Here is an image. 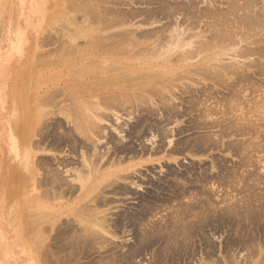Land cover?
Returning <instances> with one entry per match:
<instances>
[{"label": "bare ground", "instance_id": "obj_1", "mask_svg": "<svg viewBox=\"0 0 264 264\" xmlns=\"http://www.w3.org/2000/svg\"><path fill=\"white\" fill-rule=\"evenodd\" d=\"M258 1L0 0V27L8 8L14 24L26 13L28 25L0 53V264L61 254V264L91 254L85 264H137L154 246L149 264H193L197 255V264H264V177L255 172L264 95L241 94L258 89L244 70L264 76V43L252 39L264 29ZM217 2L229 12L218 15ZM203 20L211 22L200 32ZM220 89L227 95L218 98ZM46 149L62 160L40 156ZM184 152L209 163L134 178V167L176 163ZM114 199L137 207L113 218ZM60 216L69 221L55 227ZM124 227L135 242L125 252L113 245L104 262L106 237ZM223 227L216 250L205 230Z\"/></svg>", "mask_w": 264, "mask_h": 264}, {"label": "rangeland", "instance_id": "obj_2", "mask_svg": "<svg viewBox=\"0 0 264 264\" xmlns=\"http://www.w3.org/2000/svg\"><path fill=\"white\" fill-rule=\"evenodd\" d=\"M217 4L219 5V8L217 9V14L219 15L220 13L222 14V12H224V13H226V12H229V11H227L228 9H226V7H225V5H221V4H219V2H217ZM256 7L258 8V9H262V4H261V0H259L258 1V3L256 4ZM122 9H124L125 11L127 10V9H131V10H134V9H136V7L134 6L133 8H130V6H125V7H123ZM255 10V9H254ZM256 11V10H255ZM240 13V12H239ZM238 13V14H239ZM237 14V15H238ZM263 14H264V12H263ZM233 16V15H232ZM232 16H229L228 17V21H230V20H233V17ZM235 18V17H234ZM18 20H19V22L21 23L22 22V26H20V24H14L13 22H12V14H11V10L8 8V10H7V12H6V14L4 15V23H3V25L0 27V53H1V50L2 49H4L6 46H7V38L8 37H10V36H13L14 35V32L16 31V30H20L21 28H24V27H26V26H28V25H24V22H25V20L27 19V16H26V13L25 14H23V15H21L20 17H18L17 18ZM209 21L210 20H203L202 21V25H200V32H203V31H205L204 30V28H205V24L206 23H209ZM211 22V21H210ZM14 25H18V27H17V29L15 28L14 29ZM20 26V27H19ZM202 27H203V29H202ZM121 28V26H116L115 28L114 27H112V26H107V28H106V26H104V29H105V31L106 30H110L109 32L110 33H113V32H115V31H118L119 29ZM202 29V30H201ZM49 30V29H48ZM47 30V31H48ZM247 30V29H246ZM254 32V35H253V37H252V39H254V40H256V43H258V44H260V43H264V29H262V30H255V31H253ZM30 33H32V32H30ZM46 34V33H45ZM202 35V34H201ZM208 35H209V33L208 32H204V35H202V37H206L207 38V40H209V38H208ZM249 36V35H248ZM247 36V37H248ZM39 37H41V35L39 36ZM55 37V36H54ZM238 39H239V37H238ZM249 40L250 39H248V41L247 42H249ZM45 41L47 42V44H50V43H52V42H49V38H47V39H45ZM53 45V46H52ZM225 45V44H224ZM54 46H55V44H50V45H47V47L45 46V50H47V52H45L44 53V49L42 48V50H43V53L45 54V55H47V56H49L50 58H52V55H50L49 53L52 51V49H54ZM241 48L243 47V44H240L239 45ZM53 47V48H52ZM50 48H52V49H50ZM42 50H40L41 52H42ZM49 54V55H48ZM223 59V62L224 63H228V62H230V60L231 59H233V56H232V54L231 53H227V55H225V57L224 58H222ZM235 60L236 61H238L239 63H248L247 62V59H246V61H244L245 59H238L237 57L235 58ZM250 60H254V58H250ZM234 63V62H233ZM233 63H231L232 65H234ZM244 74H246V75H248V77L250 78V79H252V81H254L255 82V84H256V87L258 88V89H255L256 91H252V90H250V89H248L247 91H245V92H243V93H241V94H245V95H247L248 96V94H250V95H258L259 96V98L261 99L262 97H263V95H264V76L263 75H257V74H259V73H257L255 70H252V71H245L244 70ZM229 76H227L226 78H225V82H227V83H230V81H229ZM232 78V81H231V84H229L230 86H233V85H235V84H239V79L237 78L236 79V77H231ZM236 79V80H235ZM210 85V84H209ZM208 87H210V86H208ZM235 87V86H234ZM236 88V87H235ZM217 91H219V92H216V96H218V98H220V97H223V96H226L227 94L226 93H228V92H225L224 91V89H220V90H217ZM214 93V92H213ZM263 94V95H262ZM214 95H215V93H214ZM240 96H242V95H240ZM257 97V96H256ZM256 97H255V99H256ZM263 99V98H262ZM263 101V100H262ZM260 105V108H261V110L264 112V103L262 102L261 104H259ZM58 119H60V118H58ZM191 121V118L189 117V115H186L185 117H184V120L182 121V125L181 126H184V127H186L185 125H188L189 124V122ZM121 122H122V124L125 122V124H127V125H129V122H128V120L127 119H125V117L123 118L122 117V119H121ZM109 124H112V123H107V124H104L105 126L106 125H109ZM262 133V132H261ZM112 134L114 135V136H116V133H113L112 132ZM262 137H263V135H261ZM177 137H180V136H177ZM184 137H186V134L183 136V138ZM50 138H48L45 142L47 143V142H49V143H52V141H50L49 140ZM185 139V138H184ZM233 140H235V139H233ZM48 143V144H49ZM166 149H168V147H166ZM50 152V153H49ZM51 154H56V157L58 158V156H60V154H59V152H57V151H49V149L47 150L46 149V151H44V152H42V153H40V156H42L43 158H49L50 157V155ZM260 155V154H259ZM158 157H160L161 155H157ZM217 156V157H216ZM220 156V154L219 153H217V152H214V153H212V156L211 157H213V158H218ZM61 158H62V156H60ZM60 157L58 158L59 160H62V159H60ZM176 157V163H174V162H170V161H168L166 158L165 159H162V158H159L160 160L159 161H157V160H155V161H151V162H146V163H143L141 166H136V167H134V171L137 173H133V174H135L134 176H136V177H134V178H138L139 179V177H138V175L139 174H144L143 175V177H141L142 179L143 178H145L146 179V177H151L152 179H154L155 177H158L159 175H162V173H164V171H165V169H167V167L169 166V167H171V169H175V171H180V169L182 168V169H185V167H186V169H188V167H189V164H191V163H196L197 164V162L196 161H199V159H201V158H199L198 159V157H191V155H189V154H187V153H182V155L181 154H179V155H176L175 156ZM210 157V158H211ZM51 158V157H50ZM49 158V159H50ZM154 159V158H153ZM203 159V158H202ZM201 159V160H202ZM205 159V160H204ZM203 160H204V162L205 163H209V159H207L206 160V158H204ZM234 159V158H233ZM255 159H257V158H255ZM261 159V162H260V164H256V167L258 168V169H256L255 170V172L256 173H259V175H261L262 177H264V159H262V158H259V160ZM263 160V161H262ZM233 161V160H232ZM235 161V160H234ZM237 161V160H236ZM262 165H263V168H261L262 167ZM70 167V166H69ZM184 167V168H183ZM61 169V168H60ZM261 171H260V170ZM260 171V172H259ZM262 172V173H261ZM40 173L42 174V171H40ZM146 175H148V176H146ZM153 176H154V178H153ZM138 179H136V180H138ZM142 187H145V184H142L141 185ZM141 187V190H143V191H145L146 189H143ZM139 190V192H140V189H138ZM167 194H168V192L167 193H165V195L167 196ZM170 194V193H169ZM168 194V195H169ZM165 195H164V197H165ZM113 203L112 204H110V208H111V210L108 212V214H110V215H112L113 216V218H115V214L116 213H118V212H123V211H125V209L127 208V209H129V208H131V210L130 211H132V210H134L135 209V207H137L136 206V200H133V199H128V202H127V200L125 201V200H122V201H118L117 199H114L113 201H112ZM126 202V203H125ZM132 206H131V205ZM121 206H122V208H121ZM129 206V207H128ZM135 206V207H134ZM117 207V208H116ZM119 207V208H118ZM132 208H134V209H132ZM126 209V210H127ZM113 211V212H112ZM167 212V211H166ZM163 214H165V212H163ZM161 215H162V212H161ZM160 215H157L156 216V218L157 217H159ZM69 216H60L59 218H58V221L56 222V224L55 225H58V226H55V227H59L60 225H62L63 223L65 224V222H67V221H69V220H67V218H68ZM62 219V220H61ZM69 219V218H68ZM67 220V221H66ZM155 220V219H154ZM62 222V224H59V222ZM65 221V222H64ZM60 222V223H61ZM125 231V232H124ZM206 232V234L208 235L209 233V238H211L210 240L212 241V242H214V244L216 245V250L217 249H219V248H221L223 245V241H225V239H227V234H228V230H226V227H223V228H221L219 231H215L214 232V230L213 231H208V229H206L205 230ZM222 233H221V232ZM209 232V233H208ZM212 232V233H211ZM213 232H214V234H213ZM218 232H220V233H218ZM224 232V233H223ZM215 233H216V235H215ZM52 234V233H51ZM54 234V233H53ZM53 234L52 235H49L48 234V236H53ZM115 235H116V239L114 238V239H111L109 236H107L106 237V239H108V240H111V243H112V245H111V243H110V241H108L109 243H107V244H110V248L107 246V248L105 249V251L107 252H104V250L103 251H101L99 254L101 255L100 257L101 258H103V261L105 262V261H110L109 259H107L106 260V258H108V254H110V252H113V249L114 248H112L113 247V245L114 246H116V249H114L115 251H118V247L119 248H122V252H125V250L127 249V247L126 246H131V244H133L135 241V239H136V236H137V233L132 229V228H130V227H127V228H125L124 227V230L123 229H121L120 230V232H118V231H116L115 232ZM213 237H212V236ZM211 236V237H210ZM119 238V239H118ZM223 238H224V240H223ZM216 239V240H215ZM215 240V241H214ZM123 241V242H122ZM125 241V242H124ZM199 241V240H198ZM197 240H196V246L198 247L197 249H202L203 247V244L202 243H200V241L198 242ZM222 241V242H221ZM219 242H220V245L221 246H219ZM51 244V243H50ZM218 245V246H217ZM125 246V247H124ZM155 248H156V246H154ZM154 247H153V250H155L154 249ZM56 247L54 246L53 248H52V251H56L57 252V250L55 249ZM112 248V249H111ZM108 249H110V250H108ZM153 250H151L150 252H152ZM104 252V253H103ZM109 252V253H108ZM149 252V251H148ZM150 252H149V254H150ZM59 254V253H58ZM57 253H56V255L54 254L53 256H57L58 255ZM103 254V255H102ZM112 254V253H111ZM148 254V255H149ZM93 255V256H92ZM94 255L96 256V254H91L90 255V257L89 258H87V259H83L82 261L80 260V264H85V263H87V262H89L88 260H90V258H91V260H90V262L92 261V257H94ZM117 257H118V253L117 254H115ZM148 255H146V257L144 256V257H139L138 259H136V262H137V264H149V260H151L150 259V255L148 256ZM62 254L61 255H58V257H55V259H57V260H59L60 262H61V260H62ZM92 256V257H91ZM112 257H113V254L111 255ZM204 256L205 255H203L202 257L204 258ZM111 257V258H112ZM200 256H196V257H194V259H193V264H197L198 263V261H199V258ZM52 258H54V257H52ZM110 258V257H109ZM213 258L215 259V260H217V258H220L219 257V255L216 253V257H215V255L213 256ZM113 259V258H112ZM237 260H238V258H236ZM59 261H57L59 264H61ZM87 261V262H86ZM139 261V262H138ZM149 261V262H148ZM46 264H53V262H55V264L57 263L55 260H53V259H50V260H46ZM19 264H26L25 262H20ZM63 264V263H62ZM115 264H118V258H117V260H116V262H115ZM119 264H121V263H119Z\"/></svg>", "mask_w": 264, "mask_h": 264}]
</instances>
